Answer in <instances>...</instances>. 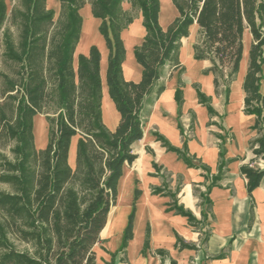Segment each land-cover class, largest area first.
I'll return each mask as SVG.
<instances>
[{
    "label": "trees",
    "instance_id": "1",
    "mask_svg": "<svg viewBox=\"0 0 264 264\" xmlns=\"http://www.w3.org/2000/svg\"><path fill=\"white\" fill-rule=\"evenodd\" d=\"M177 11L168 26L159 24L160 0H58L59 12L47 8L46 0H0V264H97L95 245L101 243L109 211L117 203L118 184L123 166L137 158L131 146L143 136L142 109L147 97H159L166 67L177 71L174 100L183 104L179 62L181 39L189 27H199L200 39L193 45L194 60H208L203 74H212L215 93L224 87L226 100L242 56V35L247 28L252 36L248 67L242 83L245 93L243 112L255 116L252 127L257 136L249 142L255 159L264 160V0H170ZM130 5L142 17L145 36L134 47L135 61L141 67V79L134 83L123 77L125 48L121 33L135 16L122 8ZM88 5L99 20L107 55L105 84L109 98L120 115L114 131L102 121L101 55L91 46L87 55L75 49L79 42L82 16ZM199 104L209 114L214 111L211 98L193 85ZM45 115L47 143L37 149L34 142V118ZM154 136L167 152H173L187 167L201 169L209 180L205 191L194 186L200 200V219L178 204L180 183L174 190L168 176L152 188V195L169 198L166 212L186 218L200 235V246L210 237L208 216L212 217L209 194L234 161L225 159L220 148L216 174L190 155L183 143L174 147L162 135ZM76 138L75 161H68L69 148ZM223 141V136L218 135ZM253 160V162H254ZM157 172L161 169L154 165ZM251 199L250 222L254 202L252 192L264 177V169L249 164L240 166ZM140 195L134 191V202ZM135 205L123 231L119 248L109 253L105 264L124 263L128 242L133 237ZM146 227L141 254L150 249ZM175 248L197 250L175 234ZM165 257L168 252L157 249ZM219 254L214 259H220ZM127 264V263H126ZM169 264H177L171 260Z\"/></svg>",
    "mask_w": 264,
    "mask_h": 264
},
{
    "label": "crops",
    "instance_id": "2",
    "mask_svg": "<svg viewBox=\"0 0 264 264\" xmlns=\"http://www.w3.org/2000/svg\"><path fill=\"white\" fill-rule=\"evenodd\" d=\"M6 4L8 5L7 0ZM125 4L126 8L123 10H130V5L127 2ZM89 10L88 5L80 10L81 16L87 21L85 24L82 22L74 56L76 59L79 54L87 55L91 46L98 48L101 55L102 121L107 129L114 131L120 115L109 98L105 84L108 51L104 40L100 37L95 36L89 39L88 34L95 33L96 25ZM177 15L170 0H160L159 24L163 29ZM96 21L98 26L99 20L96 19ZM144 36L142 17L138 13L133 22L121 33L125 48L122 70L126 81L137 83L141 79V67L135 61L133 50L142 42ZM199 39L200 32L196 24L191 25L188 36L181 39L179 62L185 71L181 75L184 86L182 88L183 104L180 110L174 100L177 71H173L170 67L163 70L162 83L165 86L163 93L157 98L151 95L145 100L141 113L143 136L131 146L132 153L137 158L131 165L123 166V174L118 184V197L121 187H128L131 194L136 189L140 191L135 201L133 237L128 242L124 263L119 261L122 255L118 254L116 264H169L171 260L177 264H264V177L252 192L254 207L249 225L251 199L246 192V179L239 170L241 165L249 163L251 166L264 169V160H254L255 156L249 148V142L257 136L256 131L252 129L255 116L243 112L245 93L242 90V83L248 67V52L252 36L246 28L242 35L243 49L239 70L230 85L227 100L224 87L220 86L215 93L212 74H203V71L210 67V62L193 58V45ZM195 84L207 97L211 98L213 114H209L206 107L199 104L193 88ZM260 93L264 95V79L261 81ZM36 123L33 129L35 141L36 138H42L44 135L45 140L41 144L44 145L46 136L43 125L45 124L38 126ZM154 133L162 135L177 148H182L183 143H186L189 154L208 166L211 175L217 172L221 145L225 150V159L234 160L228 165V171L219 183L220 187H214L209 194L213 205L212 217L208 216L207 220L210 237L205 246H200V235L187 224L186 218L165 211L169 198L152 195L151 190L161 186L164 173L168 176L171 190L180 183L178 204L200 219V200L194 194L193 187L197 186L205 191L209 180H205L201 169L189 168L178 159L175 153L167 152L156 140ZM218 135L223 136V141L218 138ZM68 161L73 167L75 146L72 141ZM153 164L161 170L157 172ZM120 203L121 200L109 211L106 227L100 234L101 243L94 247L97 264L109 262V253L115 252L120 246L123 234V228L120 225L124 216V213H120ZM115 220L118 221V225ZM147 226L150 233V249L142 255L141 249ZM114 227L117 229H115L117 232L115 241L107 251L105 247L111 238L103 237V235L109 234ZM175 234L187 243L195 244L198 249L177 250ZM97 246L102 247L96 251ZM157 249L167 251L168 256L160 257L154 254ZM219 254L224 256L220 259L213 258Z\"/></svg>",
    "mask_w": 264,
    "mask_h": 264
},
{
    "label": "rangeland",
    "instance_id": "3",
    "mask_svg": "<svg viewBox=\"0 0 264 264\" xmlns=\"http://www.w3.org/2000/svg\"><path fill=\"white\" fill-rule=\"evenodd\" d=\"M8 1V7L10 8V5H9V0H7ZM46 6H47V8H49V9H52V10H54L55 11V19H56V17H57V15H58V12H59V2H58V0H48V2H47V0H46ZM122 8H126V4H125V2L123 3V6H122ZM129 12H131L132 14H134V16L136 17L137 16V14H138V12L137 11H132L131 9L130 10H128ZM89 12H90V10H89ZM90 15H91V12H90ZM91 17H92V15H91ZM82 19H83V22H84V24H85V22L87 21L84 17H82ZM92 19L95 21V23H96V25H95V33L93 34V32L91 33H89L88 35H89V39H93L95 36H97V37H100L101 39H103L102 38V36L99 34V32H98V26H97V21H96V19L95 18H93L92 17ZM135 19V18H134ZM105 48H106V46H105ZM1 50H2V47H1V44H0V53H1ZM205 75H207V74H205ZM201 90V89H200ZM202 92V91H201ZM203 93V92H202ZM204 94V93H203ZM35 122H37L38 123V126L39 125H41L42 126V123H44L45 125H43L44 126V128H45V136H46V142H45V144L44 145H41L42 144V142L45 140L44 139V135H43V137L41 138V137H38V138H36V141H35V136H34V142H35V147L37 148V149H43L44 147H45V145H46V143H47V138H48V124H47V122H46V120H45V115H43V114H39V115H37L36 117H35V120H34V123ZM36 123V124H37ZM37 129V128H36ZM37 134V133H36ZM75 140H76V138L74 139L73 138V140H72V144H73V146H75ZM120 200H121V203H120V213H124V216H123V219H122V225H123V227H122V225H120V227L121 228H123V231H124V229L126 228V226H127V224H128V218H129V215L131 214V212H132V206H133V204L135 205V202H134V192L131 194L130 193V189L128 188V187H121V189H120V192H119V197H118V199H117V203H116V205H118L119 204V202H120ZM115 205V206H116ZM114 206V207H115ZM134 217H135V213H134ZM134 220V219H133ZM116 222L115 223H117V225H118V221L117 220H115ZM107 224V223H106ZM105 227H106V225H105ZM104 227V228H105ZM119 228V227H118ZM115 227H114V229L109 233V234H106V235H103V233H102V235H103V237L104 236H109V238H111V241H109L108 243H107V246L105 247L106 248V250L108 251L112 246H113V243H114V241H115V239H114V237L116 236V234H117V232L115 231ZM117 230V229H116ZM101 247L102 246H97L96 247V251H98V249H101ZM96 263H97V260H96Z\"/></svg>",
    "mask_w": 264,
    "mask_h": 264
}]
</instances>
